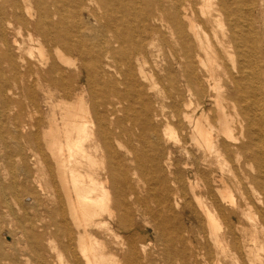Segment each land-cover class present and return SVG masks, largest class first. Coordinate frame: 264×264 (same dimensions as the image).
<instances>
[{
  "label": "bare ground",
  "instance_id": "1",
  "mask_svg": "<svg viewBox=\"0 0 264 264\" xmlns=\"http://www.w3.org/2000/svg\"><path fill=\"white\" fill-rule=\"evenodd\" d=\"M0 264H264V0H0Z\"/></svg>",
  "mask_w": 264,
  "mask_h": 264
},
{
  "label": "rangeland",
  "instance_id": "2",
  "mask_svg": "<svg viewBox=\"0 0 264 264\" xmlns=\"http://www.w3.org/2000/svg\"><path fill=\"white\" fill-rule=\"evenodd\" d=\"M23 107H24L23 110L26 112V107H25V105H23ZM200 228H201V226H199V225L196 226V229H197V230H199ZM3 238H4L5 240H7V238L10 239V237H6V236H3Z\"/></svg>",
  "mask_w": 264,
  "mask_h": 264
}]
</instances>
